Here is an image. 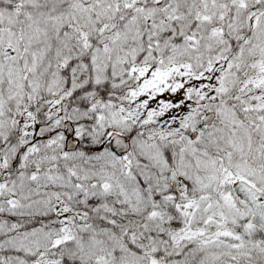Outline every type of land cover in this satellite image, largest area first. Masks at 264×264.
Instances as JSON below:
<instances>
[{
    "label": "snow or ice",
    "instance_id": "6c2138e0",
    "mask_svg": "<svg viewBox=\"0 0 264 264\" xmlns=\"http://www.w3.org/2000/svg\"><path fill=\"white\" fill-rule=\"evenodd\" d=\"M0 264H264V0H0Z\"/></svg>",
    "mask_w": 264,
    "mask_h": 264
}]
</instances>
